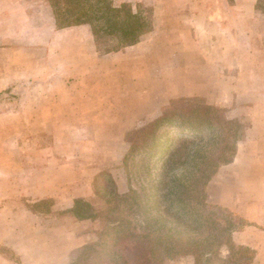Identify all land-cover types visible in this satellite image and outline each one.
<instances>
[{
    "label": "rangeland",
    "instance_id": "374dc122",
    "mask_svg": "<svg viewBox=\"0 0 264 264\" xmlns=\"http://www.w3.org/2000/svg\"><path fill=\"white\" fill-rule=\"evenodd\" d=\"M53 2L61 19L64 0ZM91 2L97 4L86 16L95 24L101 52L112 56L111 101L90 103L89 89L80 85L77 110L86 116L104 110L107 122L75 118L68 120L73 127L58 129L65 156L57 186L50 185L47 197H24L27 190L18 186L11 192L17 197H0V264H208V258L222 264L231 245H242L246 238L253 246L252 264H264V219L249 222L238 205L240 200L247 205L250 194L258 195L250 204L264 218V6L251 25L249 54L209 55L205 40H190L183 30L185 10L195 13L200 6L155 7L153 0ZM111 6H123L122 11ZM218 65L225 69L218 71ZM218 75L225 80L218 81ZM164 114L171 119L159 125L155 135L161 136L155 140L148 130ZM47 142L53 144L52 134ZM218 147L226 156L207 165L199 185L203 191L188 195L190 209L202 215L172 203L168 189L195 163L194 152ZM72 156L73 165L68 159ZM90 163H103L93 176L84 173ZM71 173L74 180L90 181L72 188ZM72 189L78 197L69 204ZM76 201L81 203L76 206ZM214 224L231 228L229 243L215 245L211 255L177 254L187 248L180 244H194V237L207 244ZM246 225L251 233L245 238L240 229ZM198 226L203 234L192 230ZM235 231H240L236 239ZM138 247L150 250L148 256L137 258Z\"/></svg>",
    "mask_w": 264,
    "mask_h": 264
},
{
    "label": "crops",
    "instance_id": "0c3cea01",
    "mask_svg": "<svg viewBox=\"0 0 264 264\" xmlns=\"http://www.w3.org/2000/svg\"><path fill=\"white\" fill-rule=\"evenodd\" d=\"M152 3L155 7L182 5L186 9L200 6L196 14L185 10L183 30L191 36L190 40L193 36L205 40L209 55L249 54L251 25L258 20V8L264 6V0L263 3L261 0H183L182 3L153 0ZM55 7L53 0H0V197H17L11 194L17 186L27 190L24 197H47L50 185L57 186L56 175L61 173L60 164L65 156L66 146L58 137V129L62 125L64 129L68 125L73 127L68 120L75 118L92 116L104 122L108 119L104 110L86 116L77 108L82 99L80 85L89 89L86 100L90 103L111 101L107 94L110 95L109 79L114 77L112 56L101 52L90 23L61 26ZM214 61L219 64L218 58ZM224 69L218 65V71ZM222 77L218 75V81L225 80ZM8 91L13 94L6 96L4 93ZM49 134L53 139L50 147ZM68 159L73 165V156ZM86 165L84 173L93 176L103 163ZM71 175L72 188L74 183L90 181L79 177L74 180V173ZM69 193L74 196L68 198V203L73 204L78 194L73 189ZM256 197L250 194L247 205L242 200L238 203L239 213L249 222L264 219L254 214L255 205L250 204L255 203L250 199ZM240 231L233 233L234 239L238 233L249 237L251 228L246 225ZM241 243L253 247L247 238Z\"/></svg>",
    "mask_w": 264,
    "mask_h": 264
},
{
    "label": "trees",
    "instance_id": "16d2710c",
    "mask_svg": "<svg viewBox=\"0 0 264 264\" xmlns=\"http://www.w3.org/2000/svg\"><path fill=\"white\" fill-rule=\"evenodd\" d=\"M91 1L92 0H64L66 10L63 13V16L61 17V19L59 18V15H61V11L57 12L58 19L61 20V21H59L60 25L61 26H68V25H74V24H80V23H90L92 26H95L94 22L91 19H89L88 16H86V15H90L92 13V11H94V8L97 4L96 3L94 6V4ZM103 2H105V0H103ZM57 4H58V2H57ZM122 7L123 6H120L119 8H117L115 6H111V10L120 13L122 11ZM60 8L63 9V6L61 5ZM136 40L137 39L134 38L132 41H136ZM176 102L177 101L173 100L172 104H176ZM203 108H204V110H207V108L210 109V107H208V106H203ZM212 110H215V109L212 108ZM170 119L171 118H168L167 114H164V115L160 116L159 118H156L155 120L152 121V124L150 125L151 128L148 131L154 133V136H155L154 139L155 140L159 139L161 136V135H159V136L155 135L159 125L163 124V126H164V125L168 124L165 122H166V120H170ZM148 131H144L145 132L144 133L145 134L144 135V142L150 141ZM182 150L183 149L178 148V152L182 151ZM190 156H191V154H190ZM225 156H226V151L222 150L219 147L215 148V150L209 149L208 151H203V149L198 148L194 152V155H192L193 159L195 160V163L188 164L187 170L183 171V173H180L181 177H177L173 180L174 185L172 186V189L170 187L168 189L167 194L169 196L172 195L174 197L172 199V203H175V204L181 203L185 209L189 208V210L194 212L195 214L202 215L197 209H193V210L190 209L191 207H189V196L188 195H190L191 192L194 193V191L195 192H198V191L202 192L203 191V187L201 186V188H199V185H200L201 177L203 176V174L208 172V166L207 165H211V163H215L219 160H222V158ZM171 161H173V159L168 160V162H171ZM188 175H190V176H188ZM162 185H164V184H162ZM165 187L166 186L164 185V188ZM79 203H81V201H76V206L79 205ZM76 215H77V213H76ZM78 216L84 217L83 214H79V213H78ZM175 217H177V216H175ZM179 218L181 219V217H177L176 220L180 221ZM201 225H203V223ZM196 228L198 229L197 231H195V229H192V230H194V232L203 234V231H200L201 229H199V226ZM214 228H216V229H214L213 232L211 233V235L208 236V238H210V239L207 242V244H208L211 241V239L214 238L215 240L214 241L212 240L213 244H209V245L203 244L202 245L201 241L197 240V238L194 237V239H195L194 242L197 244H195V243L191 244L190 240L188 242L184 241L180 245H181V247H186L185 245H187V248L185 250H182V248H181L180 250H178L177 254H182V252H183V253H189V254H196L199 256L200 253L207 251L208 253H206V255L207 254L211 255L215 251V248H214L215 245L220 246L221 244L229 243L228 242L229 240H226V237L230 238L231 228L229 230H227L226 228H219V226L216 224H214ZM172 245L174 247H176L175 244H172ZM231 248L232 249L230 251L231 252L230 256H228L225 259L223 258L222 264H224V263L225 264H252L253 263L255 255H254L253 250L250 247L244 246V245L232 244ZM137 251H138V253H137ZM137 251H136V253L139 254V255H137V258H139V257L141 258L145 254H146V256H148L150 250L145 249V247L144 248L138 247ZM215 255L217 256V252ZM111 259H112V257H111ZM145 259H147V258L145 257ZM217 259H218V257H217ZM147 260H149V259H147ZM213 260H214L213 258H208V261H209L208 264H213L212 263ZM89 263L92 264V262H89ZM215 264H221V260H219V262L215 263Z\"/></svg>",
    "mask_w": 264,
    "mask_h": 264
}]
</instances>
